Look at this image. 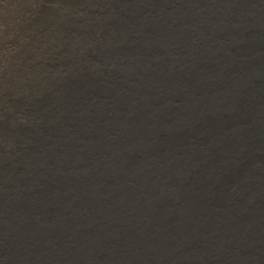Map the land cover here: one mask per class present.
<instances>
[{
    "label": "water",
    "instance_id": "1",
    "mask_svg": "<svg viewBox=\"0 0 264 264\" xmlns=\"http://www.w3.org/2000/svg\"><path fill=\"white\" fill-rule=\"evenodd\" d=\"M190 20L163 66L173 83L155 80L89 183L77 178L61 202L43 258L25 264H183L207 220L239 222L231 200L261 218L249 234L264 236V0H202Z\"/></svg>",
    "mask_w": 264,
    "mask_h": 264
},
{
    "label": "bare ground",
    "instance_id": "2",
    "mask_svg": "<svg viewBox=\"0 0 264 264\" xmlns=\"http://www.w3.org/2000/svg\"><path fill=\"white\" fill-rule=\"evenodd\" d=\"M191 5L0 0V264L43 258L61 202H72L77 178L89 183L105 143L121 138L124 119L149 96L134 87L155 82L158 66H170L173 38L186 27L179 18ZM227 158L232 166L233 150ZM231 203L239 222L206 219L209 233L189 238L183 264H264V236L249 234L261 218L246 215L243 200Z\"/></svg>",
    "mask_w": 264,
    "mask_h": 264
}]
</instances>
